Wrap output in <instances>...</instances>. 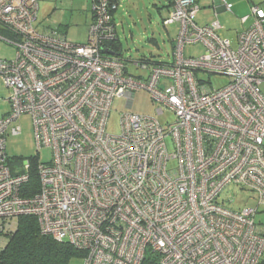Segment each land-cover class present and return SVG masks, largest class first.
I'll use <instances>...</instances> for the list:
<instances>
[{
	"label": "built area",
	"instance_id": "1",
	"mask_svg": "<svg viewBox=\"0 0 264 264\" xmlns=\"http://www.w3.org/2000/svg\"><path fill=\"white\" fill-rule=\"evenodd\" d=\"M91 1L93 21L81 43L63 28H35L39 0H0V27L14 34L0 40L16 48L14 58L0 57V78L11 90V110L0 119V236L21 215H34L44 234L83 251L84 264H143L148 256L159 264H261L264 229L255 213L264 205V12L252 5L255 20L234 45L219 34L220 21H195L198 0H167L164 24L180 25L174 56L136 61L148 72L138 78L112 51L121 0ZM195 43L204 52L186 57ZM202 74L229 82L214 87ZM140 89L175 121L166 128L128 111L122 133H109L113 99L131 104ZM24 114L38 148L53 153L38 164L32 196L21 194L29 175L14 174L5 151L9 125ZM231 183L254 192L259 206H226L221 194Z\"/></svg>",
	"mask_w": 264,
	"mask_h": 264
},
{
	"label": "rangeland",
	"instance_id": "2",
	"mask_svg": "<svg viewBox=\"0 0 264 264\" xmlns=\"http://www.w3.org/2000/svg\"><path fill=\"white\" fill-rule=\"evenodd\" d=\"M38 3L40 9L35 22V28L38 31L42 32L45 28H63V31L67 32L68 38L81 43L87 41L86 37H88L90 24L93 21L91 0H39ZM167 6V0H121L120 6L114 11L117 38L111 43L112 51L128 63V73L135 77L148 76L147 71L137 67L135 62L139 59L153 60L159 63L172 61L179 24H164V18L169 13ZM256 6L264 12V0H256ZM224 19L223 16L219 19L223 25L226 23ZM118 40L121 43V48L113 46ZM203 51V45L195 43L186 45L185 55L186 57L199 56ZM14 52L13 45L8 41L0 40L1 57L12 58L15 56ZM202 76L205 80H209L214 87H221L229 82V78L223 75L202 74ZM261 87L264 92V84ZM9 89L0 78V119L11 107L10 102L7 101L10 94ZM132 97L131 107H128L129 102L126 96L113 99L107 128L109 133L114 135L122 133L121 115L128 111L156 117L166 128L175 121L176 114L169 108L164 107V113H158L157 109L162 105L155 103L151 93L146 89L137 90ZM32 124L31 116L24 114L9 125L5 138V151L7 163L14 172L22 171L37 155L41 162H49L53 158L50 147L38 148ZM14 126L20 127L19 133H12ZM168 140L170 141V139ZM170 148L172 147L170 146ZM222 191L221 201L226 206L234 209L259 206L257 195L254 192L240 190L239 186L234 183L227 185ZM230 200L233 202H229ZM255 222L264 229V205L258 207V212L255 213ZM6 243L7 237L0 236V248ZM68 264H84V258L74 256Z\"/></svg>",
	"mask_w": 264,
	"mask_h": 264
},
{
	"label": "trees",
	"instance_id": "3",
	"mask_svg": "<svg viewBox=\"0 0 264 264\" xmlns=\"http://www.w3.org/2000/svg\"><path fill=\"white\" fill-rule=\"evenodd\" d=\"M167 7L170 8L169 3ZM2 29L6 36H14L6 28ZM118 41L113 46L121 48V43ZM39 162L41 161L37 155L30 161L29 167L25 166L20 172L12 170L14 174L27 173L29 175V179L21 186V194L24 196H32L39 189V174H37ZM15 224L13 229L1 235L7 237V243L0 248V264H68L74 256L83 257V251L73 244L58 241L44 234L34 215H21ZM260 263L264 264V257ZM143 264L159 263L153 257L148 256Z\"/></svg>",
	"mask_w": 264,
	"mask_h": 264
},
{
	"label": "crops",
	"instance_id": "4",
	"mask_svg": "<svg viewBox=\"0 0 264 264\" xmlns=\"http://www.w3.org/2000/svg\"><path fill=\"white\" fill-rule=\"evenodd\" d=\"M228 1L233 4L232 11H228L227 8H225V5L222 3L221 0H212V1L211 0H198V3L200 5L199 7L200 11L195 21H197L198 24L200 25H208V24H211L214 21V19L218 18L217 20H219L220 17L223 16L225 18L224 20L226 21V23H224L225 25H223L222 22L220 21L222 28H220L218 32L221 36L230 39L233 42L232 44L236 45L235 42H237L238 33L244 30L247 31V29L251 27V25L253 24L255 20L254 15H252L251 13V7L252 5H256V0H232V1L228 0ZM246 15H248V17L246 18L247 21L242 22V19L240 18ZM231 29L234 31H232ZM4 32H5L4 29L0 27V34H2L4 38L10 39L12 37V36H6ZM1 40L6 41L5 39H1ZM15 51H16V48H15ZM3 58L11 59L7 57H3ZM10 95H11V90H10L8 99ZM8 99L7 101H9ZM10 110H11V107H10ZM10 110L7 113H9Z\"/></svg>",
	"mask_w": 264,
	"mask_h": 264
},
{
	"label": "bare ground",
	"instance_id": "5",
	"mask_svg": "<svg viewBox=\"0 0 264 264\" xmlns=\"http://www.w3.org/2000/svg\"><path fill=\"white\" fill-rule=\"evenodd\" d=\"M168 3H169V2H168ZM169 9H170V8H169ZM169 9H168V10H169ZM169 11H170V10H169ZM251 13H252V8H251ZM252 15H253V14H252ZM246 16H248V15H246ZM217 19H218V18L214 19V21H216ZM214 21H213V22H214ZM218 21H219V20H218ZM213 22H212V23H213ZM212 23H211V24H212ZM208 25H210V24H208ZM179 29H180V25H179ZM179 29H178V33H179ZM242 32H243V31H242ZM178 33H176V34H178ZM237 36H238V35H237ZM86 38H87V37H86ZM225 38H226V37H225ZM87 40H88V38H87ZM6 41H7V40H6ZM232 43H233V42H232ZM235 43H236V42H235ZM203 48H204V46H203ZM102 49H103V48H102ZM103 50H104V49H103ZM203 52H204V51H203ZM203 52H202V53H203ZM140 60H141V59H139V61H140ZM128 107H131V104H128Z\"/></svg>",
	"mask_w": 264,
	"mask_h": 264
}]
</instances>
